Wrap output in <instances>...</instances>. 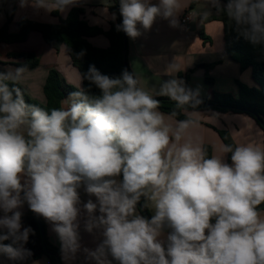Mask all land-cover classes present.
Instances as JSON below:
<instances>
[{
	"label": "clouds",
	"instance_id": "9594fccd",
	"mask_svg": "<svg viewBox=\"0 0 264 264\" xmlns=\"http://www.w3.org/2000/svg\"><path fill=\"white\" fill-rule=\"evenodd\" d=\"M77 2L20 5L63 13ZM208 3L264 48V0ZM179 9V0H119L117 30L135 39L157 17L176 27ZM25 70L0 73V241L12 242L0 243V253L12 260L31 255L23 244L32 230L22 228L19 211L26 201L53 225L62 250L74 254L80 248L78 189L84 184L97 201L83 204L85 229L103 237L95 251L85 249L95 264H112L109 254L119 264H264V213L258 210L264 203V147L225 145L231 164L216 155L206 158L198 143H180L197 122L181 120L173 128L158 110L155 96L168 97L176 109H195L198 93L172 79L154 96L134 73L124 70L113 78L91 65L81 80L100 94L79 89L64 107L46 111L6 82L15 85ZM142 197L154 208L150 220L136 213ZM165 228L171 231L163 241Z\"/></svg>",
	"mask_w": 264,
	"mask_h": 264
},
{
	"label": "crops",
	"instance_id": "0c3cea01",
	"mask_svg": "<svg viewBox=\"0 0 264 264\" xmlns=\"http://www.w3.org/2000/svg\"><path fill=\"white\" fill-rule=\"evenodd\" d=\"M150 3L158 4L159 0H150ZM179 3L180 12L176 16L178 26L172 27L169 20L157 17L151 29H140L139 37L131 39L127 36V65L130 73L139 77V86L155 96L161 83L176 79L182 81L186 89L198 93L199 100L211 99L213 92L236 95L237 81L248 87H254L251 69L248 68L241 72L238 64L224 52L223 24L216 20L203 21V18L215 14V10L211 8L208 0H179ZM109 4L110 0H78L74 6L61 13L58 11L49 12L42 8L36 9L31 6V3L21 7L20 0H0V27L5 24L8 17L12 19L9 24L10 33L16 32V23L22 19L56 25L59 21L58 17L63 19L72 8L82 7L85 10V20L89 25L108 31L110 23L115 19L107 9ZM220 4L222 7L224 6L221 2ZM205 11H210V14L203 16ZM52 12H56L58 17L53 16ZM186 14H189V19L186 23H182L181 19ZM201 29L204 38L199 35ZM88 41L99 49H106L109 45L108 40L102 35L90 38ZM27 53L34 54L39 63L34 68H25L26 70L22 73V78L17 84L26 91L31 99L40 104L45 103L43 86L51 69L58 72L63 84L73 88V92L81 89V77L77 69L73 67L66 50L63 47L58 51L54 50L44 43L39 33L34 31L29 33L27 40L23 43L0 44V73L6 74L9 71L23 68L19 65L22 60L10 58L9 54ZM206 75L211 78V85L205 82ZM70 94L64 99H67ZM163 97L155 96L156 99ZM63 101L61 107L65 106ZM164 115L166 123L174 128L178 120L167 114ZM186 115L189 120H194L197 123L187 130L180 143L191 141L198 143L202 149L204 146H208L211 149V156L224 157L226 163H232L231 154L224 153L225 145L218 135L219 131L228 133L234 148L242 144L264 147L263 130L251 117L245 114L189 111ZM78 191L81 202V213L77 220L80 248L74 254L65 253L62 250L61 241L53 230V225L37 214L43 225L44 236L59 252L61 264H95V261L88 257L85 249L95 251L103 240L99 230H93L90 233L85 229L87 212L83 209V204L90 199L94 203L97 202L96 197L85 191L84 184ZM146 205L149 215L152 217L154 208L148 201H146ZM19 211L22 212L21 218L27 214V207L24 203ZM259 211L264 213V210ZM136 213L139 214L137 209ZM2 215L3 212L0 210V216ZM94 215H100L98 209ZM168 234L169 232L163 230L160 239L166 241ZM23 248H25V244H23ZM108 259L112 264H119L110 254ZM20 261L9 259L7 255L0 253V264H50L46 257L28 263H20Z\"/></svg>",
	"mask_w": 264,
	"mask_h": 264
},
{
	"label": "trees",
	"instance_id": "16d2710c",
	"mask_svg": "<svg viewBox=\"0 0 264 264\" xmlns=\"http://www.w3.org/2000/svg\"><path fill=\"white\" fill-rule=\"evenodd\" d=\"M220 2L226 6L228 0H220ZM107 9L115 18L110 23L108 31H103L99 27L89 25L85 20V10L82 7L72 8L63 19L59 18L56 12H52V15L59 19L56 25L22 19L16 23L15 33L9 32V24L12 19L8 17L5 24L0 27V44L23 43L27 40L29 33L34 31L39 33L44 43L54 50L58 51L59 48L63 47L80 77L87 73L91 65H94L102 74L113 78L119 77L125 70L123 64L122 34L121 30H117V25L122 24V16L119 12V0H110ZM214 10L215 14L203 18V21L216 20L223 24L225 54L238 64L241 72L248 68L251 69V78L255 86L248 87L237 81L238 89L236 95L213 92L211 99L200 100V102L211 103V106L199 104L195 109L191 107L176 109L175 102L169 100V98H157L161 101L158 110L178 121L189 120L186 115L189 111L245 114L251 117L264 133V48L253 45L246 40L237 30L234 22L229 20L223 13H217L215 8ZM101 35L108 40L109 45L106 49L96 48L88 41L90 38ZM199 35L204 38L202 29ZM9 57L21 59L22 62L19 65L23 68H34L39 63L34 54H9ZM81 81V89L86 90L90 95L100 94V90L94 84H91L86 79H82ZM6 82L9 83L10 87H19L27 103L39 106L46 111H50L52 108H60L64 98L74 91L71 87L63 84L58 72L54 69L49 70L43 86L44 104L32 100L19 84L13 85L9 81ZM205 82L208 85L212 84V80L208 75L205 76ZM224 107L229 109H225ZM173 112L176 114L173 115ZM218 135L224 145H231L234 148L233 142L227 132L219 131ZM203 150L206 158L211 157V149L208 146H204ZM119 178L122 179V176ZM139 203L148 212L145 198L142 197ZM24 204L27 207V214L21 218V223L22 228H31L32 230L27 243H25V249L29 250L31 255L25 256L24 259H21L20 263H28L41 257H46L50 264H56V257L59 258L58 250L48 242L45 236L41 237L38 221L31 214L26 201ZM136 209L143 216L137 206ZM261 210H264V208ZM164 231L170 233L171 229L165 228ZM0 243L11 244L12 242L7 240L0 241ZM13 246L18 247L19 245Z\"/></svg>",
	"mask_w": 264,
	"mask_h": 264
},
{
	"label": "water",
	"instance_id": "95a60500",
	"mask_svg": "<svg viewBox=\"0 0 264 264\" xmlns=\"http://www.w3.org/2000/svg\"><path fill=\"white\" fill-rule=\"evenodd\" d=\"M121 34H122V40H123V64H124V67H125V70H127L129 73V68H128V65H127V48H128V45H127V35L121 30ZM199 104L201 105H204V106H211L212 104L211 103H205V102H200ZM225 109H229L227 107H224ZM255 116V115H254ZM22 196H23V193H22ZM137 207L140 209V211L142 212L144 218L146 219H151L150 215L148 214V212L143 208L142 205H140V203L138 202L137 204ZM29 208V206H28ZM262 208H264V203H262L261 205L258 206V210H261ZM30 210V208H29ZM31 214L35 216L36 220L38 221V225H39V230H40V235L41 237H44V230H43V226H42V223L40 221V218L39 216L36 215V213H34L33 211H31ZM215 221L214 219L212 220V222ZM56 264H61L60 260L58 257H56Z\"/></svg>",
	"mask_w": 264,
	"mask_h": 264
},
{
	"label": "built area",
	"instance_id": "2783aa9c",
	"mask_svg": "<svg viewBox=\"0 0 264 264\" xmlns=\"http://www.w3.org/2000/svg\"><path fill=\"white\" fill-rule=\"evenodd\" d=\"M188 19H189V14H186V15H184L183 18L181 19V22H182V23H186V22L188 21Z\"/></svg>",
	"mask_w": 264,
	"mask_h": 264
},
{
	"label": "rangeland",
	"instance_id": "374dc122",
	"mask_svg": "<svg viewBox=\"0 0 264 264\" xmlns=\"http://www.w3.org/2000/svg\"><path fill=\"white\" fill-rule=\"evenodd\" d=\"M73 89V88H72ZM74 90V89H73ZM33 100V99H32Z\"/></svg>",
	"mask_w": 264,
	"mask_h": 264
}]
</instances>
